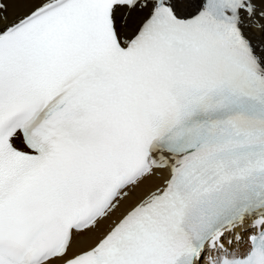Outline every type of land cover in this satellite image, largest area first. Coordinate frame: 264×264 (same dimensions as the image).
<instances>
[{
  "label": "snow or ice",
  "instance_id": "obj_1",
  "mask_svg": "<svg viewBox=\"0 0 264 264\" xmlns=\"http://www.w3.org/2000/svg\"><path fill=\"white\" fill-rule=\"evenodd\" d=\"M0 264H264V0H0Z\"/></svg>",
  "mask_w": 264,
  "mask_h": 264
},
{
  "label": "bare ground",
  "instance_id": "obj_2",
  "mask_svg": "<svg viewBox=\"0 0 264 264\" xmlns=\"http://www.w3.org/2000/svg\"><path fill=\"white\" fill-rule=\"evenodd\" d=\"M160 183L159 180H153L151 182L148 183V187H153L155 185H158Z\"/></svg>",
  "mask_w": 264,
  "mask_h": 264
}]
</instances>
